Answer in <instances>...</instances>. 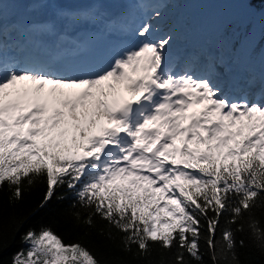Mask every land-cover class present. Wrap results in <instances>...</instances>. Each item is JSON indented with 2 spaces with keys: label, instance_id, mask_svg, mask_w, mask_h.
Listing matches in <instances>:
<instances>
[{
  "label": "snow or ice",
  "instance_id": "obj_1",
  "mask_svg": "<svg viewBox=\"0 0 264 264\" xmlns=\"http://www.w3.org/2000/svg\"><path fill=\"white\" fill-rule=\"evenodd\" d=\"M77 2L37 0L55 5L52 18L26 31L56 36L57 48L83 46L66 40L68 30L80 29L86 42L109 41L102 65L68 64L38 43L6 42L20 26L5 27L9 0L0 3V190L7 187L9 204L37 181L47 189L38 208L66 188L74 227L92 228L99 218L100 234H121V251L144 264H241L245 241L237 235L245 233L264 256V227L254 215L264 206V71L226 80L218 71L225 65L211 56L178 68L175 37L153 35L165 0H127L134 6L119 14L104 7L110 0L63 6ZM137 13L145 17L139 23ZM21 243L27 247L11 264H101L48 227L29 228ZM5 251L0 229V264Z\"/></svg>",
  "mask_w": 264,
  "mask_h": 264
},
{
  "label": "trees",
  "instance_id": "obj_2",
  "mask_svg": "<svg viewBox=\"0 0 264 264\" xmlns=\"http://www.w3.org/2000/svg\"><path fill=\"white\" fill-rule=\"evenodd\" d=\"M254 6L258 11L264 7L260 4H254ZM224 20L222 19V24ZM261 28V34L256 38L252 50L256 55L260 54L264 48V14L261 18ZM254 30L255 24L251 21L247 22L244 27L236 23L225 24L222 33L223 39L218 46L219 51L223 53L227 47L226 45L232 44L241 35L246 43L252 42ZM46 190V184L42 180L37 181L32 186L25 185L23 198L11 204H9L10 194L7 187L0 190V203L3 206L0 229L3 231V243L6 247L4 260L7 264H11V257L14 253L27 247V245L21 243V236L29 228L39 231L41 226L51 228L65 243L80 242L101 264H105V262L117 257L127 261L128 264H144L143 260L134 259L132 254H125L121 251V234L114 230L111 236L107 232L104 235L100 234V229L105 228L106 225L99 218H95V226L92 228L74 227L71 221V214L76 211V209L71 207L74 203V197L66 188L57 189L55 196L47 205L44 208H38V205L43 201ZM59 197H64V199H59ZM254 215L260 221L261 227H264V206L254 209ZM22 220L24 223L17 231V225ZM224 223V221H221L222 226ZM217 237H219V233H217ZM241 238L245 241L243 248H237L241 264H264V256L252 246L247 233L242 237L239 234L237 235L238 240ZM201 249L205 250L203 240L201 241ZM133 251H135V248H133ZM174 251L175 249H173ZM159 258V249L154 246L150 259L157 260ZM164 258L171 260L173 258L172 253L164 254ZM204 258L207 261L208 257L206 254Z\"/></svg>",
  "mask_w": 264,
  "mask_h": 264
},
{
  "label": "rangeland",
  "instance_id": "obj_3",
  "mask_svg": "<svg viewBox=\"0 0 264 264\" xmlns=\"http://www.w3.org/2000/svg\"><path fill=\"white\" fill-rule=\"evenodd\" d=\"M37 3V0H32ZM212 1V2H211ZM215 0H165L161 5L162 15L159 19L152 20L154 29L158 31L154 32L153 35H163L164 33H171L175 39L172 43L170 49V55L172 58L179 61L182 54L187 50L190 44H193L195 37L200 31L213 32L211 28H214L216 25L212 20L214 18L220 17L218 25L213 34L206 37V39H200L198 43V49L194 52V57H199L203 53L205 57L211 56L216 61L221 64H224L225 67H220L218 71L222 75H228L230 71L238 72V78L235 77V72L233 73V78L241 79L247 78L250 75H259L263 71L264 59H262V53H264V48L260 54H255V61L252 63L250 56L254 54L252 52L253 46L255 44L256 38L261 34V11L254 10L253 7L249 8L242 0H229V2H235L234 8L223 14V10L228 7V5H223L219 9L217 7L211 6ZM52 5V4H50ZM48 5L37 4V8L44 9ZM253 6V5H252ZM55 7V5H52ZM218 10V11H217ZM217 13L214 16V12ZM42 14V13H41ZM224 23L221 21L224 19ZM254 22L255 30L253 32L252 42L246 43L244 37L241 35L237 40H234L232 44L226 45L224 52L221 53L218 49L219 43L223 39L222 33L224 31V25L229 23H236L243 25L247 22ZM203 29V30H202ZM211 38L208 42V39ZM225 38V35H224ZM243 39V40H242ZM203 41L202 45L200 44ZM209 44V45H206ZM200 46L203 47L202 51ZM244 62L255 64V67L252 69L246 67ZM258 62V67L256 63ZM246 70L245 74H240L239 71ZM256 68V69H255ZM250 70V71H249ZM247 74V75H246ZM25 249V248H24Z\"/></svg>",
  "mask_w": 264,
  "mask_h": 264
},
{
  "label": "bare ground",
  "instance_id": "obj_4",
  "mask_svg": "<svg viewBox=\"0 0 264 264\" xmlns=\"http://www.w3.org/2000/svg\"><path fill=\"white\" fill-rule=\"evenodd\" d=\"M225 2H226V0H217L216 1V3H212V5H213V7L215 8V7H217V6H219V7H221L223 4H225ZM32 4H33V8H37V4L38 3H35L34 1H32ZM66 6H73L74 8H79V6H84V7H87L88 6V3H87V0H79V2H77V3H70V4H65ZM121 5H124V6H129V7H133L134 5H131V3H129V2H127V0H110V2L109 3H105L104 4V7L105 8H107V7H109V6H113L115 9H118V7H120ZM51 7H52V5H48L47 6V8L48 9H51ZM47 8H45L44 10H43V12H45V10L47 9ZM42 17V19H44V16H41ZM44 21H45V19H44ZM202 31H200L199 33H201ZM199 33L197 34V36H200L198 39L200 40V38H201V35H199ZM17 35V34H16ZM198 40V41H199ZM13 40L11 39V37L9 36V38H8V40L6 41V42H12ZM197 42V41H196ZM196 42H194L193 44H190V46H189V49H190V52H189V54H188V56L186 57V59H188V58H192L193 57V55H194V52L196 51V49H198L199 47H198V43H196ZM198 58H201V59H203V58H205V54L203 53L201 56H199ZM186 59H184L183 61H176V59L174 60L175 62H176V64L178 65V67H179V65L180 64H182ZM244 65L246 66V67H248V68H250V69H252L253 67H255V64H251V65H248V64H246L245 62H244ZM250 71V70H249ZM235 72V77L236 78H238V72H237V70L236 71H234ZM247 71L246 70H243L242 68H241V70L239 71V73L240 74H245ZM235 78V79H236ZM233 79V77H230V79L229 80H232ZM240 80H242L241 79V76H240V78H239Z\"/></svg>",
  "mask_w": 264,
  "mask_h": 264
}]
</instances>
